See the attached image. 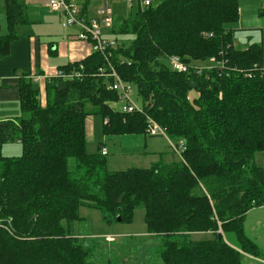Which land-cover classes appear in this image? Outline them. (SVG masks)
<instances>
[{
	"label": "trees",
	"instance_id": "trees-1",
	"mask_svg": "<svg viewBox=\"0 0 264 264\" xmlns=\"http://www.w3.org/2000/svg\"><path fill=\"white\" fill-rule=\"evenodd\" d=\"M238 2L151 1L133 17L111 18L105 34L116 48L108 60L134 87L141 112L113 108L119 99L107 90L111 79L98 75L107 66L98 52L60 67L62 76L42 90L30 72L17 73L21 114L0 122V217L13 229L0 230V264L118 263L114 245L74 233L80 207L107 223H130L143 209L151 246L140 264H264L243 228L246 214L264 206V166L255 164L257 153L264 159V44L234 47L226 26L239 19ZM3 9L1 58L18 37L15 27L28 23L20 0H3ZM168 57L189 73L172 71ZM206 61L210 69L192 71ZM92 115L106 137L146 135L151 119L169 141L185 143L182 160L108 171L101 145L92 154L84 145ZM8 143L20 145V156L2 155ZM199 234L207 237L193 238Z\"/></svg>",
	"mask_w": 264,
	"mask_h": 264
},
{
	"label": "rangeland",
	"instance_id": "rangeland-1",
	"mask_svg": "<svg viewBox=\"0 0 264 264\" xmlns=\"http://www.w3.org/2000/svg\"><path fill=\"white\" fill-rule=\"evenodd\" d=\"M1 1V0H0ZM152 5L158 4L161 0H151ZM116 3V2H115ZM104 2L97 4L91 2L89 4V13H95L104 6L112 10H116L117 16L122 17H133L138 11L137 1L133 0L132 7H129L126 0H121L119 3ZM239 19L234 24H229L226 27L232 30L233 33V45L236 49L243 50L253 44H264V0H239ZM117 7L115 8V6ZM99 8V9H98ZM98 9V10H97ZM213 63L211 61H206L205 66H211ZM263 73H264V63H263ZM34 89H39L38 84L33 83ZM132 101L137 104L139 108L142 107L141 102L136 97V92L134 91ZM194 91L190 92V98L196 97ZM124 102L118 100V102L113 103V108L120 110L124 106ZM89 120H92V126L85 121L84 131H85V144L86 151L89 154L97 152V146L102 143L107 148L106 162L107 170L125 171L127 169H147L152 163H162V164H172L179 160V157L173 153L170 148V143L165 140L162 136L148 137L146 135H132L131 140L127 141L128 147L135 148V138L140 139V144L143 146L144 140H150V143H154L155 153L150 154L147 157L142 155H131L128 154V150L125 143L121 144V136H103L102 134V120L99 116H88ZM88 120V121H89ZM173 143H176L172 141ZM19 145V144H18ZM17 143H8L4 145L2 150V155L6 157H18L21 154V147ZM19 150L18 155L16 151ZM153 163V164H155ZM255 164L259 167L264 166L263 153L259 152L255 155ZM143 209H136L133 214L132 221L130 223H120L113 221L107 223L103 220L102 214L98 210L80 207L79 216L84 220L80 223L74 225V233L76 235H81L94 240L96 244L100 247L106 245L115 246V251L113 254L118 258L119 264H140L144 261V255L148 248L151 246L150 241H147V230L143 220ZM205 235H194V239L206 238ZM108 238H112L114 243L110 244L107 241ZM227 240L231 243L232 237H227ZM106 241V242H105ZM139 244H143V247L139 248ZM136 247V249H135ZM117 261L114 264H118ZM250 263V262H248Z\"/></svg>",
	"mask_w": 264,
	"mask_h": 264
},
{
	"label": "crops",
	"instance_id": "crops-1",
	"mask_svg": "<svg viewBox=\"0 0 264 264\" xmlns=\"http://www.w3.org/2000/svg\"><path fill=\"white\" fill-rule=\"evenodd\" d=\"M92 1L97 4L104 1L121 2V0H76V4L79 6L86 4L85 15L90 19L98 18L97 11L89 13V4ZM20 2L24 7L28 23L15 27L18 37L10 43L9 55L5 58L0 57V122L15 119L21 114L20 106H18L19 78L17 73L30 72L31 75L40 77L38 83H33L38 84L42 90L45 81L56 76L60 67L82 61L92 53L90 43L77 39L78 28L75 26L62 27L60 24L62 16L50 12L43 0H20ZM112 12L113 18L117 17L116 10H112ZM6 33L3 0H1L0 34L5 35ZM88 120L87 117L85 121L92 126V120ZM130 136L132 135L121 136V144L127 145L125 140H131ZM135 141V148L127 145L131 149L128 150V154L142 155L146 159L148 155L155 153L154 143H150V140H144L143 146H141L138 137L135 138ZM99 144L107 151L104 144ZM18 152L19 150L15 155H18ZM243 222L245 234L264 252V206L250 210Z\"/></svg>",
	"mask_w": 264,
	"mask_h": 264
},
{
	"label": "built area",
	"instance_id": "built-area-1",
	"mask_svg": "<svg viewBox=\"0 0 264 264\" xmlns=\"http://www.w3.org/2000/svg\"><path fill=\"white\" fill-rule=\"evenodd\" d=\"M44 5L50 12L58 13L62 16V21L60 22L62 27H72L75 26L78 28L79 32L77 34V39L90 43L92 52H98L104 56L107 66L99 69L100 76L104 78L111 79L110 83L107 86V90L117 94V97L120 101H123L125 104L119 110L122 114H131L134 112H141L137 104L132 101L134 96V87L129 82L124 81L116 73L114 67L109 63V58L111 56L110 50L116 48L115 41L108 37L105 32L112 25L113 12L110 8L104 6L103 8L97 11L98 18L90 19L85 14L82 13V6L76 4V0H43ZM138 8L142 11L146 7H149L151 0H136ZM129 7H132L133 0H126ZM107 4L104 1V5ZM168 65L170 69L174 72L180 74H187L190 71V68L183 63H181L175 57L167 58ZM212 66H199L194 67L193 72L200 74L204 69H210ZM57 76H62L61 72L57 73ZM30 79L38 83L40 77L35 75L30 76ZM107 123V120L104 121V124ZM145 134L148 137H157L162 136L165 140L170 143V148L178 157L179 160H182L181 154L186 150V145L184 142L173 143L169 141L165 135L164 130H162L154 121L147 119V125ZM101 155L106 156L107 151L105 148L100 149ZM0 230L5 233L12 235V219H3L0 217ZM108 241H112L108 240Z\"/></svg>",
	"mask_w": 264,
	"mask_h": 264
},
{
	"label": "water",
	"instance_id": "water-1",
	"mask_svg": "<svg viewBox=\"0 0 264 264\" xmlns=\"http://www.w3.org/2000/svg\"><path fill=\"white\" fill-rule=\"evenodd\" d=\"M223 236L221 235V233H219V236H218V238H222Z\"/></svg>",
	"mask_w": 264,
	"mask_h": 264
}]
</instances>
